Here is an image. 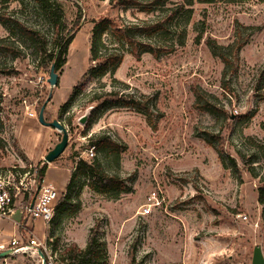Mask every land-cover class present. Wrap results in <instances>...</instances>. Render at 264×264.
<instances>
[{"label":"rangeland","instance_id":"374dc122","mask_svg":"<svg viewBox=\"0 0 264 264\" xmlns=\"http://www.w3.org/2000/svg\"><path fill=\"white\" fill-rule=\"evenodd\" d=\"M170 1L192 2L189 18L180 22L183 46L159 57L136 58L123 49L114 75L84 77L93 65L95 23H138L153 15L110 0H56L63 15L54 23L37 0H0V40L19 50L16 56L0 50V170L17 165L37 178L41 169L39 182L53 185L60 200L81 167L94 165L118 179L116 188L98 193L79 174L72 200L55 220L46 229L34 222L38 236L52 228L60 252L84 250L94 237L102 249L97 264H251L256 246L264 256V0ZM20 25L44 38L45 54ZM72 32L47 99L50 69L40 68L43 57ZM198 33L202 39L194 43ZM206 36L223 47L241 45L231 69L210 53ZM172 38L168 33L164 42ZM103 40L102 52L119 46L115 37ZM194 88L204 92L210 112L195 106ZM43 105L45 120L57 119L68 137L50 163L44 156L61 132L38 122ZM99 105L86 128L78 124L87 108ZM102 134L117 151L88 145L90 136ZM216 148L234 159L237 171L228 161L222 166ZM11 230V222L0 220V231ZM0 264L34 262L20 256Z\"/></svg>","mask_w":264,"mask_h":264},{"label":"trees","instance_id":"16d2710c","mask_svg":"<svg viewBox=\"0 0 264 264\" xmlns=\"http://www.w3.org/2000/svg\"><path fill=\"white\" fill-rule=\"evenodd\" d=\"M37 2L45 7L46 12L48 13L46 17L53 20L54 23L62 17L63 11L56 0H37ZM110 2L124 7H135L138 11L152 14L153 18L141 20L138 23L122 24H118L112 19L103 18L95 23L91 30L89 41V62L93 63V65H91L84 73V77H102L106 74L114 75L123 59V49L136 58H139L142 53H149L155 57H159L162 54L172 53L176 48L184 45L186 28L185 26L180 25V22H184L189 18L192 2L183 1L181 3H176L171 2L170 0H110ZM19 28L23 35L38 41V46L43 54L48 51V48H46V41L38 32L27 29L23 25H20ZM13 31L14 30L9 29L11 35L14 34ZM73 33L74 32L61 38L55 46V49L49 51V54L43 57L40 66L42 71H46L48 67L50 69L52 64L56 73L60 71L62 66L66 63L65 55L69 44L74 38ZM168 33H172L173 38L170 42H164ZM104 34L111 36V38L115 37L118 42L117 45H119L118 48L111 47V52L106 48L102 52L101 49L105 44V40H103ZM201 39L202 33H198L194 38V43H199ZM204 43L210 53L214 57L220 59L225 71L233 67V63L237 61L238 58V53L241 48L240 44L234 42L230 46L223 47L210 36H206ZM125 46H127V48H124ZM0 50L5 53H11L13 56L18 55L19 53V50L7 40H0ZM193 94L196 99L195 106L201 111L210 112L211 105L204 100V92L199 88H194ZM94 99H97V97ZM100 105L98 107L93 106L85 124V128L91 123V120ZM140 112L146 117L145 119L147 123L152 125L148 110L140 108ZM69 122L70 121H68V124ZM88 145L93 147L96 152H114L117 151L118 148V145L105 134L90 136L88 138ZM216 149L218 150V148ZM218 159L223 167H226V161H228L229 167L237 171L234 159L225 156L219 150ZM42 173L43 171L39 169L38 180L41 179ZM79 174L86 175L90 180L88 186L91 190L98 193H106L111 188H116L119 184V181L115 176L107 175L102 168H96L94 165L81 167L80 170L74 173L72 178L68 181L65 195L55 206L54 215L50 223L55 220V217L58 216V213L65 207V205H68L72 200L73 184ZM47 238L53 239L52 228L48 229ZM100 253H102V249L99 242L94 237H90L84 250L77 251L75 247H71L67 249L64 254L70 260V264H97Z\"/></svg>","mask_w":264,"mask_h":264},{"label":"built area","instance_id":"2783aa9c","mask_svg":"<svg viewBox=\"0 0 264 264\" xmlns=\"http://www.w3.org/2000/svg\"><path fill=\"white\" fill-rule=\"evenodd\" d=\"M26 114L34 116L32 110ZM61 196L55 187L39 182L31 169L14 165L0 170V220L11 222L9 233L0 231V253L9 257L31 258L34 264H70L66 255L55 246L53 239L38 236L34 232V222L40 220L46 227L54 215V208ZM144 213L149 211L144 208ZM240 216V215H239ZM241 217V216H240ZM246 220V216L241 217Z\"/></svg>","mask_w":264,"mask_h":264},{"label":"water","instance_id":"95a60500","mask_svg":"<svg viewBox=\"0 0 264 264\" xmlns=\"http://www.w3.org/2000/svg\"><path fill=\"white\" fill-rule=\"evenodd\" d=\"M57 78H58V74L54 71V66L52 64L50 66L48 77L46 79V82L48 83V85L50 87V92H49L47 99L50 98L51 89L55 86V84L57 82ZM44 109H45V106L43 105L40 108V110L38 111V114H37L38 122L41 125L53 127V128H55L61 132L60 140L44 156V162L50 163V162H53L56 158H58L60 156V154L64 151V149L67 146L68 137H67V130H66L65 126L62 123H60L57 119H53L51 121L45 120ZM92 109H93V106H90L89 108H87L85 110V113L81 117L78 118V120H77L78 124L85 126ZM5 256H6L5 253H0V259L5 257ZM251 264H264V256L262 254L261 248L258 246H256L253 249Z\"/></svg>","mask_w":264,"mask_h":264}]
</instances>
